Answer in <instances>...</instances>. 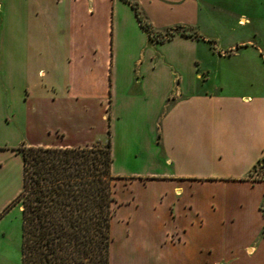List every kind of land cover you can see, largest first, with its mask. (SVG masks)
Wrapping results in <instances>:
<instances>
[{
	"label": "crops",
	"instance_id": "0c3cea01",
	"mask_svg": "<svg viewBox=\"0 0 264 264\" xmlns=\"http://www.w3.org/2000/svg\"><path fill=\"white\" fill-rule=\"evenodd\" d=\"M130 1L174 36L123 0H0V154L110 142L109 264H264V54L210 45L208 0Z\"/></svg>",
	"mask_w": 264,
	"mask_h": 264
},
{
	"label": "trees",
	"instance_id": "16d2710c",
	"mask_svg": "<svg viewBox=\"0 0 264 264\" xmlns=\"http://www.w3.org/2000/svg\"><path fill=\"white\" fill-rule=\"evenodd\" d=\"M123 1L153 39L152 27L140 15L137 3ZM180 33L202 38L185 28ZM168 34L157 40L174 36ZM16 152L22 158V186L11 205L21 206L20 264H109L116 206L110 142L22 146Z\"/></svg>",
	"mask_w": 264,
	"mask_h": 264
},
{
	"label": "rangeland",
	"instance_id": "374dc122",
	"mask_svg": "<svg viewBox=\"0 0 264 264\" xmlns=\"http://www.w3.org/2000/svg\"><path fill=\"white\" fill-rule=\"evenodd\" d=\"M208 2L214 7L210 10L211 19H205L200 27L201 31L198 32L212 42L210 45L223 50L231 44L246 40L264 54V0H258L255 16L242 9L249 0ZM230 7L237 8L235 15L230 16L226 13ZM238 18L243 20L237 23ZM171 33L173 32H169L168 36ZM217 65V72L220 68L222 70L231 67V63L225 60L218 62ZM8 124V133L2 140L8 149L16 148L17 145L14 143L20 138V134L15 125ZM24 141L26 140L22 142ZM18 144L21 145V142ZM0 160L2 162L0 164L3 165L0 170V264H20L21 206L19 204L13 206L11 203L17 195V189L22 185V159L21 156L5 152L0 154ZM263 173L264 161L256 166L252 176L255 179L260 178Z\"/></svg>",
	"mask_w": 264,
	"mask_h": 264
}]
</instances>
